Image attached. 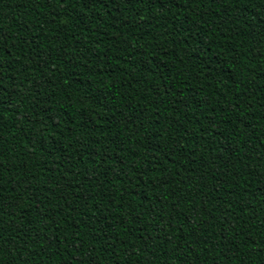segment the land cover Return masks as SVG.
Masks as SVG:
<instances>
[{
	"label": "trees",
	"instance_id": "1",
	"mask_svg": "<svg viewBox=\"0 0 264 264\" xmlns=\"http://www.w3.org/2000/svg\"><path fill=\"white\" fill-rule=\"evenodd\" d=\"M0 264H264V0H0Z\"/></svg>",
	"mask_w": 264,
	"mask_h": 264
}]
</instances>
